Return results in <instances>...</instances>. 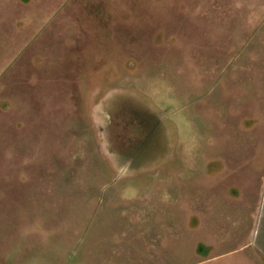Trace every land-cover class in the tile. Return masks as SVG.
Returning a JSON list of instances; mask_svg holds the SVG:
<instances>
[{
	"label": "rangeland",
	"instance_id": "rangeland-1",
	"mask_svg": "<svg viewBox=\"0 0 264 264\" xmlns=\"http://www.w3.org/2000/svg\"><path fill=\"white\" fill-rule=\"evenodd\" d=\"M0 264H264V0H0Z\"/></svg>",
	"mask_w": 264,
	"mask_h": 264
}]
</instances>
